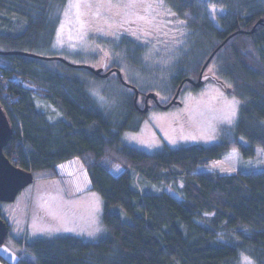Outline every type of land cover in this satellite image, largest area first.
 I'll return each instance as SVG.
<instances>
[{
    "label": "trees",
    "instance_id": "obj_1",
    "mask_svg": "<svg viewBox=\"0 0 264 264\" xmlns=\"http://www.w3.org/2000/svg\"><path fill=\"white\" fill-rule=\"evenodd\" d=\"M68 1L0 0V51L25 53L0 54V106L12 129L3 152L34 178L53 179L59 163L79 158L91 190L103 199L108 234L96 241L59 235L25 242L28 257L14 264H241L243 256L264 264V169L242 167L257 148L264 150V0H143L149 26L121 25L110 38L86 17L90 38L97 34L101 47L93 60L103 63V73L113 71L106 78L83 67L87 62L61 57L71 66L47 54ZM214 52L203 79L241 101L237 125L223 130L222 142L155 153L126 145L122 135L139 130L145 114L139 108L150 92L125 79L123 65L148 74L150 55L170 62L152 73L166 80L168 98L155 94L167 105L183 81L181 92L196 89L186 80L196 81ZM115 69L138 89L136 103L133 87ZM98 82L113 97L110 109L92 94ZM157 108L150 99L149 110ZM215 161L236 172L199 170ZM111 163L123 166L119 177L110 173ZM0 261L13 264L2 254Z\"/></svg>",
    "mask_w": 264,
    "mask_h": 264
},
{
    "label": "rangeland",
    "instance_id": "obj_2",
    "mask_svg": "<svg viewBox=\"0 0 264 264\" xmlns=\"http://www.w3.org/2000/svg\"><path fill=\"white\" fill-rule=\"evenodd\" d=\"M75 2L68 1L52 46L47 51L48 55L87 62L98 68L103 63L93 58L101 47L97 44V34H92L90 38L86 17L93 18L96 33L109 38L119 31L121 25L149 26L147 22H152V16H145L141 10L144 8L146 11L150 7L143 0H87L91 7L82 6L79 16L74 7L69 8ZM216 11L211 10L212 14ZM153 58L150 55L145 61L148 74L130 71L128 66L123 65V76L141 87L145 85L148 92L157 93L159 98L165 100L168 98L164 90L166 80L152 73H157L159 66L164 69L170 62H165L164 58ZM211 73L212 69L207 72L209 75ZM206 79L201 88L182 91L178 105L166 110H148L142 116L138 131L123 133V142L147 153H155L165 146L177 149L191 145L220 144L224 129L233 130L237 125L241 101L213 82L206 83ZM103 85V82H98L91 91L103 108L110 109L114 100L103 92ZM242 167L247 171L263 170L264 150L257 148L255 157L243 160ZM108 169L114 177L124 172L120 164L111 163ZM199 170L221 174L236 172V169L222 161H215ZM56 172L58 176L53 179L44 174L37 175L35 181L21 191L14 202L1 204V213L10 226V235L0 247V254L10 263L28 257L21 244L38 238L71 235L96 241L108 234L102 218L103 199L91 190L90 176L81 160L71 158L63 161L56 166ZM166 191L182 201L180 194L172 188L168 187ZM0 264L5 263L0 261ZM241 264H251V261L243 256Z\"/></svg>",
    "mask_w": 264,
    "mask_h": 264
},
{
    "label": "water",
    "instance_id": "obj_3",
    "mask_svg": "<svg viewBox=\"0 0 264 264\" xmlns=\"http://www.w3.org/2000/svg\"><path fill=\"white\" fill-rule=\"evenodd\" d=\"M261 23V22H259ZM254 31V30H253ZM251 31V32H253ZM225 43V42H224ZM223 45V44H222ZM221 45V46H222ZM220 46V47H221ZM217 51V50H216ZM0 54H25L21 52H2L0 51ZM215 52L209 57V59L204 64L199 77L196 81L192 79H187L186 81L190 83L194 88L199 89L205 84V80L203 79L204 71L211 61L212 57L214 56ZM51 59V58H48ZM56 59H60L67 64L71 66H76L64 58L56 57ZM83 67L89 69L91 72H93L96 76L100 78H106L111 73H113L112 70L103 73L102 68H94L89 65H83ZM115 73L119 76L121 82L123 84H126L128 86L133 87L135 91V103L137 101V98L139 96V91L137 88H135L132 85H129L125 80L123 79L122 73L120 70L115 69ZM185 81H183L180 86L178 87L173 99L167 104L162 105L159 103L158 98L155 93L150 92L146 95L145 98V104L143 108H139V110L142 113H147L149 110V100H153L156 105L161 109H169L173 105H178L179 100L178 97L180 95V92L182 90V87L184 85ZM12 137V129L8 122V119L3 112L1 106H0V203H10L14 202L17 198V196L20 194L21 191H23L25 188H27L29 185H31L34 182V174L31 171L24 170L22 168H19L15 166L4 154L3 149L8 144ZM9 234V225L3 218H0V247L5 244L7 237Z\"/></svg>",
    "mask_w": 264,
    "mask_h": 264
},
{
    "label": "snow or ice",
    "instance_id": "obj_4",
    "mask_svg": "<svg viewBox=\"0 0 264 264\" xmlns=\"http://www.w3.org/2000/svg\"><path fill=\"white\" fill-rule=\"evenodd\" d=\"M82 6L86 7V8L91 7V5L87 3V0H76L75 3H72V4L69 5V8H73L74 7L77 10V16H79L81 14L79 10H80V8ZM67 15H68V13L65 12V16H67ZM61 27L63 28V25H61ZM234 114L235 113L233 111V115Z\"/></svg>",
    "mask_w": 264,
    "mask_h": 264
},
{
    "label": "flooded vegetation",
    "instance_id": "obj_5",
    "mask_svg": "<svg viewBox=\"0 0 264 264\" xmlns=\"http://www.w3.org/2000/svg\"><path fill=\"white\" fill-rule=\"evenodd\" d=\"M158 107V106H157ZM159 108V107H158ZM159 109H161V108H159ZM9 235H10V226H9V234H8V237H7V239L9 238Z\"/></svg>",
    "mask_w": 264,
    "mask_h": 264
},
{
    "label": "built area",
    "instance_id": "obj_6",
    "mask_svg": "<svg viewBox=\"0 0 264 264\" xmlns=\"http://www.w3.org/2000/svg\"><path fill=\"white\" fill-rule=\"evenodd\" d=\"M3 77V75L0 73V78H2ZM218 174H221V173H218Z\"/></svg>",
    "mask_w": 264,
    "mask_h": 264
}]
</instances>
